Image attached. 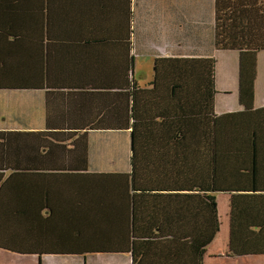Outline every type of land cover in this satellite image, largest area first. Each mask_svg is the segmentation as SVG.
Wrapping results in <instances>:
<instances>
[{
  "label": "crops",
  "instance_id": "crops-1",
  "mask_svg": "<svg viewBox=\"0 0 264 264\" xmlns=\"http://www.w3.org/2000/svg\"><path fill=\"white\" fill-rule=\"evenodd\" d=\"M129 9L135 17L131 27L125 15ZM250 13L264 14V0H0V210L7 214L5 208L10 212L14 206L30 216L38 207V223L45 224L38 225L39 236L78 239L73 252H86L37 256L0 248V264H10L11 256L32 264L68 259L129 264L131 253H114L107 249L112 242L105 240L127 237L141 264H198L196 242L206 222L188 238L185 217L178 213L185 193L172 194L168 188L158 196L154 191L171 175L176 151L164 145L181 135L175 125L187 121L189 110L178 98L174 128L161 126L169 122L164 99L159 107L160 94L167 90L152 84L155 63L191 57L214 60L215 145L243 138L233 149L247 157L245 165L227 164L229 170L237 168L229 172V181L241 183L230 193L236 213L218 215V232L202 263L264 264V49L258 48L264 46V34L251 39L250 50H216L214 45L215 15ZM239 27L227 30L246 29ZM191 46L194 50L187 51ZM132 92L148 115L141 122L152 141L142 162L148 166L143 177L152 184H142L140 173L135 189L153 190L134 195L129 188ZM201 95L196 98L200 104ZM30 138L38 140L34 153L6 149L9 140ZM12 173L16 180L36 183L38 202L12 197L5 182ZM241 173L250 174V181ZM144 237L143 249L137 243ZM80 239H98L102 249L84 247Z\"/></svg>",
  "mask_w": 264,
  "mask_h": 264
},
{
  "label": "trees",
  "instance_id": "trees-1",
  "mask_svg": "<svg viewBox=\"0 0 264 264\" xmlns=\"http://www.w3.org/2000/svg\"><path fill=\"white\" fill-rule=\"evenodd\" d=\"M126 20L128 25L130 27L134 24V11L129 9L125 13ZM229 22V23H227ZM236 24V26H234ZM135 25V24H134ZM189 28L188 32L190 34V38L193 40V33H194V24L192 22L188 23ZM243 26L246 28L243 32V30L231 33L229 30H227V27L229 26L232 31H234L236 28L237 30L240 29L239 26ZM215 40L214 45L216 50H250L254 47L250 45L251 39H256V34H264V14H256V13H250L248 15L239 14V15H233V14H217L215 15ZM131 30V28H130ZM134 30V28H132ZM245 34L244 37H246L245 40L241 41L240 44H235V41L237 38H243V34ZM232 42H231V38ZM259 49H264V46L258 47ZM209 65L206 66L208 69L207 74V86L206 88L202 86L199 88L202 92V97L204 98L203 103L205 105V111L208 112V109L210 111L209 116V138L211 142V156L210 161L212 164H210V167L214 166L215 163V153H214V137H213V117L214 113L212 110V97L214 94V85H213V77H212V71L214 69V60L210 59L208 61ZM188 64V63H187ZM183 62L182 60H178L175 58L170 59H159L155 63V73L156 77L154 79V82L152 84H156L157 88H161L160 84H163L165 89L170 94V105L169 109H167V116L169 118V122L166 120L165 122L161 124V126L165 129V124H174L173 118L176 116L175 113V102L178 100V98H181L180 92L183 91V89L180 88L181 82V70H182ZM160 76V77H159ZM163 76V77H161ZM182 76V75H181ZM211 76V77H210ZM209 77V78H208ZM197 88V87H196ZM190 89H195L190 88ZM205 91V92H204ZM200 92V93H201ZM193 108H190V110ZM192 111V110H191ZM139 106L137 104L136 98L132 92V104H131V119L132 126H131V132H130V138H131V156H130V164H131V173L129 176V188L132 192V195L137 194L139 192L140 194L143 193H149L153 192V190L140 188L135 189L137 187V182L139 180V174L141 173V178H144L143 176L146 175V163L143 165V161L145 156L141 153V137L144 134H149L148 126L140 121L141 116H139ZM148 117L147 113L143 111L142 115H145ZM141 115V114H140ZM196 119L199 123L203 124L204 120L200 119L196 115ZM183 123L185 121L181 120ZM190 123H192V120L189 119ZM186 125L183 127H176V132H180V136L172 137V141L170 146L168 147L166 144L164 145L165 149H170L172 152L176 151V156L174 157L173 154L170 159L173 158L174 163L171 164V175L167 174V177L165 175L164 179V186H160L156 189H154L155 192L158 193V196H161L163 192H170L172 194H175V192L179 193H186L188 192H196L195 189H191L188 187L186 177L185 175L179 174L180 171H177V169H181L183 165V160L185 159V144L187 141L188 135H190L188 131V123L185 122ZM166 131V130H164ZM174 133V134H175ZM174 139V141H173ZM6 149L12 151L17 149H23L27 150L29 152L34 153L38 150V140H34V138H30L28 141H21V142H14L13 140H9L8 143H6ZM28 162H30V159H27ZM38 159H34V162H36ZM186 170V167H185ZM140 171V172H139ZM139 172V173H138ZM183 172H185L183 170ZM137 174L135 176L134 174ZM15 174L12 173L10 178L6 180L7 183L9 181V189H11V194L13 196H21L22 198H27V200H33L38 202V192L35 190V184L36 183H28V182H22V180H16ZM176 176V184L171 185L170 179L174 176ZM135 176V177H134ZM136 180V183H135ZM161 178L159 179V181ZM207 187L205 189H201L200 192L202 193L203 199L207 201L209 205V210L212 214V218H210V221L212 222L213 228L209 229V227H206L207 224L210 225V222L207 220L205 228L201 230L197 237L196 242V254H197V260L198 264L202 263V257L205 254L206 247L212 242L214 239L216 233L218 232V226H217V215H216V197L214 196V192H217L218 189H214V180L212 176L208 177L207 180ZM169 188V189H168ZM18 189L23 190L24 192H20L18 194ZM168 189V190H167ZM187 194V195H188ZM5 210L8 212L7 214L5 212H2L0 210V248L9 250L11 252H15L18 254H32V255H57V256H64V255H73L77 256L79 254H85V253H77L73 252L75 249V244L78 242V239H61V238H54L49 236H39L41 232H38V225L41 229L45 226V224L38 223V207L33 208L32 210H36L35 213L33 211L30 212L29 215H22L20 212L16 210V207L12 206L10 209V212L5 208ZM19 218H25V221H19ZM45 223V222H44ZM134 222H132L133 224ZM4 230V231H2ZM132 233L134 232V225L132 228ZM6 231H9L7 234ZM20 232V234L18 233ZM80 242H83L84 247H98L101 248L98 243L100 242L98 239H80ZM107 242H112L107 249L108 250H115L114 253L117 252H130L133 257L137 258V255H135V244H133L130 240V238L125 239H119L118 238H108L105 239ZM118 240V241H117ZM102 249V248H101ZM120 249V250H119ZM144 249V248H143ZM66 250L67 253H64ZM123 250V251H121ZM70 251V252H68ZM144 251V250H143ZM110 252V251H109ZM140 255V254H138ZM138 260V258H137ZM138 263H140V260H138Z\"/></svg>",
  "mask_w": 264,
  "mask_h": 264
},
{
  "label": "rangeland",
  "instance_id": "rangeland-1",
  "mask_svg": "<svg viewBox=\"0 0 264 264\" xmlns=\"http://www.w3.org/2000/svg\"><path fill=\"white\" fill-rule=\"evenodd\" d=\"M194 50L193 46L188 47L187 51ZM188 63V64H187ZM208 60L202 59V58H187L185 59V62H183L182 65V70H181V82L180 83V88L185 90V92L181 91L180 96L184 98V103H186L189 107V110L187 112V123H188V131L190 135L187 137V141L185 144V159L183 160V165L181 169H177V171H180L181 179L182 175H185L186 181L188 184V187L191 189H195L196 192H191L188 194V192L183 194L182 197L185 198V204L182 205L180 208L179 212L182 214V217L184 216V230L188 234V238L194 236L199 229H201V226L205 221L210 220L212 218V214L209 210V205L206 200L203 199L202 193L200 192L201 189H205L208 185L207 180L209 176L213 177L214 180V185L213 188L216 190L218 189L217 192H214V196L216 197V200L218 202V206L216 208V215L218 219V215L221 214H235V206L231 203L230 193H235L237 190L240 189L241 183H239L236 180H231L229 181V172L233 173V169L235 168L234 165H231L230 169L227 167V164L233 163L234 160H236L239 164L245 165L247 161V157L244 158L242 154H236L233 149V147H236L237 144L241 145L243 138H238L237 141L236 139H232L231 142H223L220 143L218 142L217 145L214 144V153H215V163L212 167H210L211 161H210V156H211V142L209 138V133H210V128H209V116H210V111L208 109V112L205 111V105L204 103H199L198 97L200 96L201 90L199 89L202 84L206 88L207 86V74L208 69L206 66H208ZM211 77V76H210ZM209 78V77H208ZM155 86V84H154ZM153 86V87H154ZM195 88V89H190V88ZM197 87V88H196ZM199 87V88H198ZM167 93H162L160 94L159 97V107L162 109V101L164 99V109H169L170 105V94L168 91ZM139 116H141L140 121L145 120L143 117V110H142V103L139 101ZM201 106V108H199ZM168 107V108H167ZM198 108L200 111L194 109ZM190 108H193L194 110L191 111ZM194 113L197 114V116L204 120L203 124L197 122L195 120V115ZM190 115L193 117L192 123H190ZM186 125V123L182 122L181 120L177 121L175 127H183ZM169 128H174V124H170ZM225 129V127H224ZM224 129H219L218 128V135L223 136L225 134ZM230 137H233L232 135ZM217 140V139H216ZM218 141V140H217ZM245 142L247 141L244 140ZM215 142V141H214ZM152 145L151 138L149 134H144L141 137V153L146 156L147 151L150 150ZM221 146V147H220ZM218 158H217V156ZM235 155V156H234ZM174 163V160L172 158L171 164ZM147 168L148 166L145 165ZM186 167V170H185ZM183 170L185 172H183ZM248 175H249V181H250V174L246 173H241L239 176L245 180H248ZM231 177H233V174H231ZM176 176H174L170 179V184L174 185L176 184ZM140 182L142 184H147L151 185L152 182H148L146 179L141 178ZM188 194V195H187ZM185 195V196H184ZM148 201L151 202V199ZM219 207V209H218ZM175 212V211H174ZM170 213L174 214L173 211ZM141 230L145 231V224L140 225ZM219 228V225H218ZM136 236V233L135 235ZM146 237L143 239L139 240V243H137V246H142L143 248H146ZM118 259V258H117ZM115 259V260H117ZM130 260V259H129ZM97 262H104L107 261L105 258H98L96 259ZM32 260L30 259H17L14 257H10V264H32ZM87 262V261H86ZM84 262V264H86ZM121 263V262H120ZM34 264H37L35 262ZM53 264V263H50ZM55 264H83V261L80 262L79 260L76 259H68V260H62L58 261V263ZM109 264H115V261L109 263ZM123 264V262H122ZM129 264H139L138 260L136 257L131 256V263Z\"/></svg>",
  "mask_w": 264,
  "mask_h": 264
}]
</instances>
